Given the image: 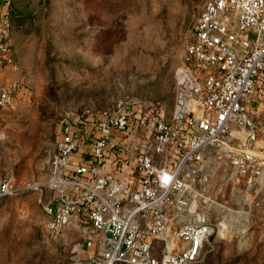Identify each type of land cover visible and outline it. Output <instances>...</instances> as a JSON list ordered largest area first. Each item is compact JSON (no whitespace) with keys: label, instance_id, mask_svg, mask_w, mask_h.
I'll use <instances>...</instances> for the list:
<instances>
[{"label":"built area","instance_id":"2783aa9c","mask_svg":"<svg viewBox=\"0 0 264 264\" xmlns=\"http://www.w3.org/2000/svg\"><path fill=\"white\" fill-rule=\"evenodd\" d=\"M11 1L0 0V74L19 66ZM263 73L264 0H205L175 71L172 117L162 106L138 113L121 101L90 114L83 128L64 123L48 180L55 196L44 205L47 229H81L91 264H200L214 224L197 205V183L207 191L225 160L233 176L264 188V135L251 107ZM0 106L15 107L1 83ZM79 132L89 160L73 155ZM109 152L115 166L106 171ZM125 164L132 175L117 177ZM17 189L13 177H0V195Z\"/></svg>","mask_w":264,"mask_h":264},{"label":"rangeland","instance_id":"374dc122","mask_svg":"<svg viewBox=\"0 0 264 264\" xmlns=\"http://www.w3.org/2000/svg\"><path fill=\"white\" fill-rule=\"evenodd\" d=\"M12 1L19 66L0 76L15 99L13 108L0 106V177L18 189L0 195V264H91L81 229L56 233L45 224L63 125L83 128L88 114L121 101L138 113L162 106L172 117L175 71L205 0ZM259 87L251 107L264 135ZM197 186L214 224L200 264H264V188L233 176L225 160L207 191Z\"/></svg>","mask_w":264,"mask_h":264},{"label":"trees","instance_id":"16d2710c","mask_svg":"<svg viewBox=\"0 0 264 264\" xmlns=\"http://www.w3.org/2000/svg\"><path fill=\"white\" fill-rule=\"evenodd\" d=\"M12 3H13V1H11V4H10L9 16H10V20H11L13 28H14V23L19 19V17H18V14H17V10L15 9V7H14V5ZM262 83H264V73L260 77V86L262 85ZM262 92H264V91L262 90ZM91 118H92V116L90 114H88L86 117H84V120H88V119H91ZM78 136H79L78 148L74 152L73 155L74 156H79V158L82 159V160H89L90 155H89V152H88V140L83 138V132H79ZM125 165H122L119 168V170L117 171V174H116L117 177H124L125 176L124 172H127L128 176L132 175V169H130L129 171H126L125 170Z\"/></svg>","mask_w":264,"mask_h":264},{"label":"crops","instance_id":"0c3cea01","mask_svg":"<svg viewBox=\"0 0 264 264\" xmlns=\"http://www.w3.org/2000/svg\"><path fill=\"white\" fill-rule=\"evenodd\" d=\"M2 75V73L0 74V76ZM0 83H2L1 81H0ZM77 158L79 157V156H76ZM115 166V163H114V161H113V156L112 155H110V152L108 153V156H107V160H106V163H105V166H104V168H105V170L106 171H111L112 169H113V167ZM131 169V167H130V165L129 164H126L125 165V170L126 171H129ZM124 175L125 176H127L128 174H127V172H124ZM197 205H199L201 208H203V209H208V211H210V208L208 207V206H206V207H203L202 206V204L199 202V201H197ZM210 214H211V212H210ZM89 255V254H88Z\"/></svg>","mask_w":264,"mask_h":264},{"label":"snow or ice","instance_id":"6c2138e0","mask_svg":"<svg viewBox=\"0 0 264 264\" xmlns=\"http://www.w3.org/2000/svg\"><path fill=\"white\" fill-rule=\"evenodd\" d=\"M165 179H167V177Z\"/></svg>","mask_w":264,"mask_h":264}]
</instances>
